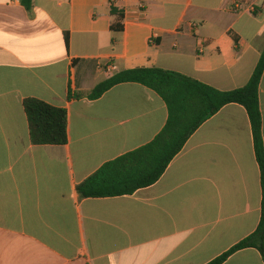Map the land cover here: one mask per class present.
<instances>
[{"label":"crops","instance_id":"crops-1","mask_svg":"<svg viewBox=\"0 0 264 264\" xmlns=\"http://www.w3.org/2000/svg\"><path fill=\"white\" fill-rule=\"evenodd\" d=\"M263 45L264 0H0V264H203L248 235L259 173L235 102L204 118L152 183L98 197L75 185L166 120L138 82L86 97L98 81L157 66L231 89ZM27 97L64 108V143L30 142ZM257 106L264 150V66ZM219 264L264 263L244 247Z\"/></svg>","mask_w":264,"mask_h":264},{"label":"trees","instance_id":"trees-1","mask_svg":"<svg viewBox=\"0 0 264 264\" xmlns=\"http://www.w3.org/2000/svg\"><path fill=\"white\" fill-rule=\"evenodd\" d=\"M19 1L24 8L30 7L31 0ZM109 10L114 12L111 3ZM119 27L118 24H110L112 29ZM263 66L264 45L247 80L241 86L231 89L219 90L179 72L157 66L121 69L98 81L85 93L86 97L95 98L118 82H138L162 98L167 115L163 126L148 142L103 162L79 181L75 185L78 195L98 197L128 194L152 183L204 118L225 103H238L244 108L248 118L253 156L258 167L259 218L248 235L203 264H219L231 252L244 247H254L264 263V150L257 106V84ZM21 104L27 120L30 142L61 144L66 141L64 108L33 97L24 98Z\"/></svg>","mask_w":264,"mask_h":264},{"label":"built area","instance_id":"built-area-1","mask_svg":"<svg viewBox=\"0 0 264 264\" xmlns=\"http://www.w3.org/2000/svg\"><path fill=\"white\" fill-rule=\"evenodd\" d=\"M233 6H234V7L237 6V3L234 2V3H233ZM103 68H104L105 71H109L110 69L113 68V66H112V65H108V64H106V65H104Z\"/></svg>","mask_w":264,"mask_h":264}]
</instances>
